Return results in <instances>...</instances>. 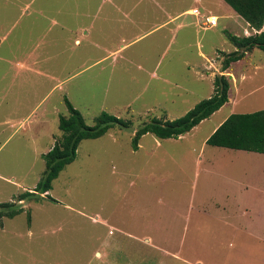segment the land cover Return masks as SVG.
Here are the masks:
<instances>
[{"label":"rangeland","instance_id":"1","mask_svg":"<svg viewBox=\"0 0 264 264\" xmlns=\"http://www.w3.org/2000/svg\"><path fill=\"white\" fill-rule=\"evenodd\" d=\"M51 1L0 7V203L13 204L0 210V264H170L149 248L181 250L189 264H264V155L204 144L228 115L264 109V53L253 48L219 72L234 51L224 32L238 38L256 32L218 0H155L146 8L195 9L198 18L215 16L216 26L175 33L167 27L97 61L102 49L130 42L147 24L92 29L95 48L74 27L41 30L34 11ZM29 42L31 64L21 57ZM179 42L189 47L178 49ZM144 66L155 77L144 75ZM215 75L228 84L219 110L177 139L142 135L132 150L137 128L184 115L212 94ZM63 99L86 126L100 113L130 126L82 140L49 191L18 201L32 192L44 170L42 155L60 139ZM198 158L204 167H197ZM224 196L241 203L222 205Z\"/></svg>","mask_w":264,"mask_h":264},{"label":"trees","instance_id":"2","mask_svg":"<svg viewBox=\"0 0 264 264\" xmlns=\"http://www.w3.org/2000/svg\"><path fill=\"white\" fill-rule=\"evenodd\" d=\"M247 26L256 33L246 37H236L224 32L234 51L226 54L220 66V73L225 71L230 63L239 61L246 52L253 48L264 53V0H222ZM228 84L224 75H215L212 79V94L198 101L191 109L179 118L173 120L152 119L151 122L137 128L131 137V148L136 149L138 139L145 134H151L155 139H177L188 133L201 121L207 119L227 102ZM67 116H59L57 130L60 139L42 155L44 170L35 184L32 192L27 191L19 196L18 201L27 197H38L49 191L51 182L58 173L75 156V150L82 140H93L103 136L108 129L116 126L126 129L128 121L100 113L94 119L93 126H86L79 113L63 99ZM204 144L211 147L231 149L264 155V109L247 114L228 115L205 139ZM37 195V196H36ZM48 198V196H47ZM12 203H0V210L8 208ZM20 209L7 212L12 217Z\"/></svg>","mask_w":264,"mask_h":264},{"label":"crops","instance_id":"3","mask_svg":"<svg viewBox=\"0 0 264 264\" xmlns=\"http://www.w3.org/2000/svg\"><path fill=\"white\" fill-rule=\"evenodd\" d=\"M32 1L33 0H28V3H26V6L32 3ZM144 1L145 3L147 2L148 4H144L141 6L140 4ZM163 1L166 4L168 0H163ZM218 2L223 3L222 0H218ZM82 3L83 5L80 6V0H55V1H51L50 5L48 3H45L44 5L40 4L39 7H37L36 10L34 11L35 16H36L35 22L38 21V18H40L41 30H43L46 26L48 27L49 25L50 26L60 25L61 28H64V29L74 27L73 31L78 32L83 37H87L89 40H92L91 35H90V30L92 29L99 31V32L110 29L111 27L116 28L118 30H125L131 27L140 29L141 26H144L147 24V28L140 30V32H143V33H141L140 36L135 37L130 42L125 44L121 40L120 41L121 44L118 45L117 47H114V48L105 47V51L104 49H102L104 55L97 61L102 60L105 57H109V56L112 57L113 55H115L116 52L120 51L121 49L128 46L132 42L142 38L143 36L151 32H156L164 28L170 27L168 29L169 32L175 33L176 31H180L182 29L187 30L193 27L195 24L200 25L198 24L199 23L198 16L189 15L191 8L183 9L181 11H172V10H168L165 8H157V9L146 8L147 5L158 4L155 0H82ZM91 3H92V7L90 8ZM6 5L17 6V0H0V7L6 8ZM227 9H229V11H231L233 15L237 16L230 8H227ZM186 16L190 18L193 17V21L191 20L188 21L187 19H185ZM60 18L63 21L60 22L59 21L61 20ZM31 22L33 21L30 20L28 22L29 26ZM243 23L247 25L244 21ZM263 26L264 24L262 25L260 31H264ZM246 27L248 30L251 31L250 33L252 32L255 33L254 30L250 29L248 26ZM69 30H72V29H69ZM242 31H244L243 28H242ZM45 38L46 36L40 37V41L45 42L46 41ZM170 40L171 39H169L168 43H165V46H166L165 48H167L169 44H172ZM77 42L78 41L76 39L73 40V44H76ZM92 43H94L93 46L95 48H99V46L96 44V39L92 40ZM176 45H177V48L181 50L189 47V45L186 44L185 42L184 43L179 42ZM28 49H29L28 53L22 54L21 57L25 61L28 60V62L31 64L32 63L31 42H29ZM24 51H25V48H24ZM198 55L204 61V55L200 51L198 52ZM143 64H146V62H144ZM157 65H158V61L154 65L153 71L156 70ZM183 65L189 66V64L186 61H183ZM139 69L144 75H150V76L154 75L153 71L149 67L144 66V67H139ZM199 69H200V72L204 71V65L203 67L200 66ZM197 72L198 71H196L195 74H197ZM198 76L201 77V74H199ZM213 130L211 131V133L213 132ZM260 155H263V154H260ZM200 160L201 158H198L196 160L197 167H200V166L204 167V162L203 161L201 162ZM202 170L204 172V169ZM196 177H198V175ZM255 192H256V189H255ZM224 202L230 203V204L232 203L236 205L237 207H238V204L241 203L239 197H236L235 199L233 197H228V196H224V198L220 201L222 205L224 204ZM149 249L153 250L151 252L156 253L157 257L159 258L161 257L169 258L170 264L171 263L189 264V263H186V261L180 256L181 250L176 249L174 251H167V250H162L159 248H149ZM147 253H150V252H147ZM183 253L185 254V256L187 255V251ZM158 264H162L161 260H159Z\"/></svg>","mask_w":264,"mask_h":264},{"label":"built area","instance_id":"4","mask_svg":"<svg viewBox=\"0 0 264 264\" xmlns=\"http://www.w3.org/2000/svg\"><path fill=\"white\" fill-rule=\"evenodd\" d=\"M189 15L198 16V12L194 9L189 12ZM216 21L217 19L215 16H199V23L204 29L215 27Z\"/></svg>","mask_w":264,"mask_h":264}]
</instances>
